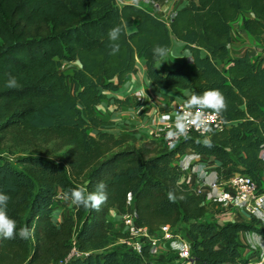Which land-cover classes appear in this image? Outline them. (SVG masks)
Instances as JSON below:
<instances>
[{
	"label": "trees",
	"instance_id": "1",
	"mask_svg": "<svg viewBox=\"0 0 264 264\" xmlns=\"http://www.w3.org/2000/svg\"><path fill=\"white\" fill-rule=\"evenodd\" d=\"M188 3L166 21L118 0H0V193L10 197L7 214L16 221L17 233L22 227L32 230L28 239L18 234L0 239V264H54L72 250L74 240L83 254L72 264H145L135 252L109 248L110 210L123 209L129 192L136 196L140 223L153 230L164 223L189 225L198 264L247 259L239 233L264 235V230L253 221L220 225L204 219L209 206L182 181L185 170L177 160L192 150L219 159L217 170L228 169L226 176L241 170L261 182L264 55H233L230 44L232 23L244 10L252 11L243 17L244 28L264 41V0ZM117 25L122 31L113 55L108 32ZM174 40L191 57L161 72L157 61L162 56L154 57L153 48L168 51ZM139 58L166 99H174L164 91L169 88L187 90L185 101L209 89L223 93L227 109L220 114L228 124L209 137L211 147L196 135L171 149L155 141L137 146L132 134L110 130L112 122L98 114L97 105L104 90L118 87L115 78H129ZM63 60L72 62L68 71L61 69ZM9 76L18 87L7 86ZM114 101L118 107L130 105L129 98ZM8 142L23 152L15 160L1 154ZM49 144L62 159L48 155ZM100 182L107 200L99 210L73 205L55 221V208L70 201L66 193L74 188L93 192Z\"/></svg>",
	"mask_w": 264,
	"mask_h": 264
},
{
	"label": "built area",
	"instance_id": "2",
	"mask_svg": "<svg viewBox=\"0 0 264 264\" xmlns=\"http://www.w3.org/2000/svg\"><path fill=\"white\" fill-rule=\"evenodd\" d=\"M71 63V61L63 60L61 69L69 70L68 66ZM186 110L185 98H183L178 100L172 108L158 109L155 113L145 117L143 127H146L147 132L150 133L148 134L151 136L149 139H152L151 141L157 139L160 145L166 147H169V144L175 147L185 138L194 135L202 139H209L213 132L224 129L228 124L221 114L217 115L213 110L202 109L207 126L211 129L210 132H204L203 128L189 125L186 134L167 137L168 131H175L176 113ZM165 114L170 117L169 120L162 119ZM111 125L110 130L115 131L116 129ZM137 131L138 128L135 132ZM203 155L189 150L182 154L177 162L185 170L182 181L202 195L210 211L216 216L215 222L220 223L224 217H230L232 220L253 221L264 230V218H260L264 217V177L262 176V180L259 182L252 175L241 170H233L230 175L226 176L225 173L228 169L221 173L218 172L217 167L211 168L208 165L210 163L204 162L206 159L203 160L205 158ZM192 176H194V185L191 181ZM132 195L134 194L128 193L127 203L119 211L121 220H112L113 228L110 230L112 240L109 248H121L135 252L141 256L145 264L148 262L198 264L191 238L181 233L178 225L164 223L160 225L159 229L153 230L148 225L140 223L136 201L130 198ZM257 233L264 241V235L260 232ZM73 244L72 250L54 264H72L74 257L83 254L76 247L75 240ZM257 250L258 253L254 251L255 254H253L255 259L245 256L247 259L237 264H261L264 259V251Z\"/></svg>",
	"mask_w": 264,
	"mask_h": 264
},
{
	"label": "crops",
	"instance_id": "3",
	"mask_svg": "<svg viewBox=\"0 0 264 264\" xmlns=\"http://www.w3.org/2000/svg\"><path fill=\"white\" fill-rule=\"evenodd\" d=\"M119 4L133 3L138 6L145 7L151 10L153 13L162 16L166 21H169L177 9L188 6V0H118ZM252 16L251 10H244L235 20H237V28L233 27L232 24V35L233 42L230 44L231 54L233 55H243L249 52L252 57L258 55H264V41L262 40V35L252 34L248 32L243 25V17ZM262 44V45H261ZM185 45L178 40H174L171 47L168 49L167 53L162 56L157 61V67L161 72H166L169 69L176 66L177 63L181 62L182 59L187 56L191 57L189 49L184 47ZM74 67V65H71ZM69 73H72L69 71ZM118 86L116 89H106L104 93L106 96L97 105L98 114L107 120H110L114 129L120 131H126L135 137V141L139 143H145L151 141L149 132L147 128L143 127V121L145 117L150 116V114L155 113L158 109L172 108L175 103L183 99L187 94V90H182L179 88H169L164 91L174 97V99H166L163 94L158 93L154 88L152 81L148 77L147 66L142 58L138 59L137 65L134 71L130 74L129 78L123 82H119L116 78L113 80ZM119 97L122 99L129 98V106L118 107L115 104L114 98ZM138 128V131L135 130ZM135 132V134H134ZM157 142L158 140L154 139ZM262 156H264V149L261 151ZM205 158L204 162H208L211 168L217 167L220 160L214 156L203 155ZM209 158V159H207ZM264 177V171L262 172ZM192 184L194 185V176L191 178ZM66 198V197H64ZM133 201H136V196L132 195L130 197ZM67 199V198H66ZM73 204L71 201L65 202L63 205H58L55 210L58 212L66 213L65 216L69 214L72 209ZM116 211L120 213V208L114 206L110 212ZM59 218L61 221L65 216ZM232 220L230 217H224L220 220V225ZM239 239L242 243L246 245L244 249V256L252 257L255 259V252L260 249L264 251V241L260 239V235L253 230L246 231L242 230L239 233ZM251 241V242H250Z\"/></svg>",
	"mask_w": 264,
	"mask_h": 264
},
{
	"label": "clouds",
	"instance_id": "4",
	"mask_svg": "<svg viewBox=\"0 0 264 264\" xmlns=\"http://www.w3.org/2000/svg\"><path fill=\"white\" fill-rule=\"evenodd\" d=\"M121 31L122 29L119 25L109 29V40L114 42L111 44V54L113 55L119 52V44L115 43V41L119 40ZM166 52L167 49L161 45H156L153 48L154 57L163 56ZM7 86L18 87L16 78L9 76ZM185 108L187 109L186 111L176 113L175 131H168L167 137L186 134L189 125H195L197 128H203L204 132H210L211 129L207 126L204 113L201 110H213L215 114L219 115L222 111L227 109V101L220 90L209 89L204 91L202 94L191 95L190 98L185 101ZM162 119L166 121L169 120L170 117L165 114ZM204 144L211 147L210 139H205ZM172 147L173 145L169 144V148L171 149ZM105 189L106 185L103 182H100L97 185L96 190L93 192H86L83 188H74L70 190V194L66 193L65 197L70 199L71 203L75 206L83 207L85 209L99 210L100 206L107 200ZM168 198L173 202L176 199L175 194L171 191L168 193ZM9 199V196L0 193V239H14L17 234L22 239L30 238L32 230L28 227L20 228L17 233L16 221L10 218L7 214V204ZM261 264H264V259H262Z\"/></svg>",
	"mask_w": 264,
	"mask_h": 264
},
{
	"label": "rangeland",
	"instance_id": "5",
	"mask_svg": "<svg viewBox=\"0 0 264 264\" xmlns=\"http://www.w3.org/2000/svg\"><path fill=\"white\" fill-rule=\"evenodd\" d=\"M237 20H234L233 21V27H236L237 28ZM262 45V44H261ZM68 71V70H67ZM134 145H137L139 146L141 143L139 142H136V141H133ZM149 142V141H148ZM51 146L52 144H49V147H48V151L47 153H49L48 155L50 156H53L57 159H62V153L61 151H55L53 149H51ZM153 147H157L158 145H155L153 144L152 145ZM23 152L21 151V149H19L18 147H15L13 145H11V142H8L2 149V153L1 154H4V155H7L11 158H13L14 160L19 156L21 155ZM12 160V161H14ZM61 198H63V196H61ZM57 208V207H56ZM55 208V209H56ZM75 210V209H74ZM72 212V211H71ZM114 212V215L112 212L109 213V219L112 221V220H116V221H120L121 220V214L116 212V211H113ZM66 213L65 209H64V212H58V210H54V219L55 221L58 223L60 222L59 221V218H62V216ZM65 216V215H64ZM67 216V215H66ZM204 219H207V220H210V221H214L215 222V219H216V216L215 214L212 212V211H209L206 216L204 217ZM188 224L187 223H180L179 224V229H180V232L183 233L184 235L188 236L187 234V228H188ZM262 245H264V243H262Z\"/></svg>",
	"mask_w": 264,
	"mask_h": 264
}]
</instances>
